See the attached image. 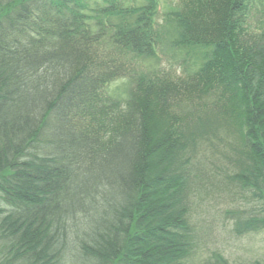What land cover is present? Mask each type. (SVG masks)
Masks as SVG:
<instances>
[{
    "label": "trees",
    "instance_id": "1",
    "mask_svg": "<svg viewBox=\"0 0 264 264\" xmlns=\"http://www.w3.org/2000/svg\"><path fill=\"white\" fill-rule=\"evenodd\" d=\"M158 8L0 0V264H264V0Z\"/></svg>",
    "mask_w": 264,
    "mask_h": 264
},
{
    "label": "rangeland",
    "instance_id": "2",
    "mask_svg": "<svg viewBox=\"0 0 264 264\" xmlns=\"http://www.w3.org/2000/svg\"><path fill=\"white\" fill-rule=\"evenodd\" d=\"M183 1L184 0H159V15H162L168 10H173V8L179 9ZM161 58L159 67L170 69V71L176 75L181 73V64L178 56L168 54V56H161ZM124 84L125 81L117 80L113 82L110 87H112V89L118 87V89L121 90ZM227 238L228 237L224 240V249L230 253H228V255H231L232 258L251 259V257H254L256 253L260 251L261 247L264 246V234L243 237L238 240H227Z\"/></svg>",
    "mask_w": 264,
    "mask_h": 264
}]
</instances>
